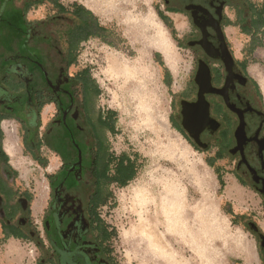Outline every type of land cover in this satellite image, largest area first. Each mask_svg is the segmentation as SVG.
<instances>
[{
	"label": "rangeland",
	"instance_id": "rangeland-1",
	"mask_svg": "<svg viewBox=\"0 0 264 264\" xmlns=\"http://www.w3.org/2000/svg\"><path fill=\"white\" fill-rule=\"evenodd\" d=\"M60 1L68 8L73 6V1L87 4L100 12L102 21L111 25L106 41L90 38L81 44L77 61L69 71L75 73L83 67L90 68L101 87L99 107L117 112V133L109 134L111 149L116 156L121 153L131 156L137 169L136 176L126 186H112L113 197L100 208L102 217L116 232L110 240L116 263L169 264L172 248H175V261L179 264L186 261L188 264H264L262 239L247 225V222L256 224L264 234L263 195L246 179L237 178L236 160L217 158L215 144L207 150L190 147L172 122L173 113L178 117L179 99L190 94L197 67L196 55L188 45L191 29H174L177 41L172 45L166 29H126L123 21L129 11L135 12L137 17L152 7L159 11V0ZM31 11L50 14L53 9L43 4ZM146 33L147 36L160 33L164 41H151ZM228 35L232 49L235 48L234 40L238 43V56L245 54L250 35L239 29H233ZM262 40L263 46L253 51L255 56L251 57V62L264 69V36ZM115 58L130 65L129 69H113ZM167 70L170 71L169 79ZM211 100L215 107L213 114L217 115L221 105L215 98ZM52 114V108L42 109L41 132ZM15 128L19 141L8 152L17 171L14 181L19 189L29 191L31 203L25 200L24 204L29 206L33 227L40 232L45 246L50 247L42 227L45 210H40L48 199V175L56 168L58 160L54 151L43 145L41 153L48 160V165L43 167L23 144L22 128L17 124ZM3 143L7 145L6 134ZM204 157L215 158L214 166L209 173L194 177V182L188 186L185 175L193 171L181 168L191 167L193 162ZM217 166L221 167L223 184L215 172ZM38 181L44 185L46 193L42 207L36 211ZM155 182L163 188L166 185L168 191L162 194L163 188L157 190ZM184 204L189 211L182 226L188 233L181 237L180 241L187 246L181 249L177 242L169 243L162 238L157 225L148 223L147 212H156L160 215L159 223L167 222L168 232L178 233L179 228L173 227L175 214L178 205ZM0 246L2 264H42V250L33 239L2 237Z\"/></svg>",
	"mask_w": 264,
	"mask_h": 264
},
{
	"label": "flooded vegetation",
	"instance_id": "flooded-vegetation-1",
	"mask_svg": "<svg viewBox=\"0 0 264 264\" xmlns=\"http://www.w3.org/2000/svg\"><path fill=\"white\" fill-rule=\"evenodd\" d=\"M160 1L166 10L186 16L190 23L189 32L192 35L188 42L193 43L188 45L196 55L197 67L190 88L191 95L179 99L177 122L200 149L207 150L215 144L218 147L217 154L223 151L225 154L223 158L236 160V174L249 181L264 196L261 192L264 186V167H262L264 150L259 152V141L264 139V105L258 96L257 88L242 67L243 61L235 57L225 29L232 23L229 11L235 9L239 30L245 33L243 26L250 25L251 18L256 17L253 16L251 7L262 8L264 0ZM28 2V0H19V3L17 0H0V29H27L20 34L23 36V42L13 46V51L7 59L5 58V69L0 68V73L6 72L12 84L13 81L21 79L26 88L18 91L0 82V107L5 114H16L25 120L30 119L32 123L39 101L45 99V95L41 93L37 97L34 95L36 86L41 89V85L46 86L43 82H46L51 91L47 98L53 99L45 104L53 105V114L48 121H52L51 131L69 132L65 123L68 121L73 131V146L76 152L69 151L67 155L61 152L60 155L54 151L60 157L61 165L49 179L50 186L51 183L54 184L53 197L51 196L42 220L43 232L50 247L45 246L40 232L33 227L30 211L26 213L24 210L26 208L23 205L26 202L24 199H18L19 205L16 207L19 214L12 221L6 217L16 208L6 203L7 200L0 196V218L5 217L8 224L27 227L31 239L38 245H43L48 251L49 255L43 253L44 259L56 255L57 264H117L107 243L101 242L98 222L90 225L83 199L77 193L81 194L80 191L86 188L88 174L94 168L91 160L96 146L95 133L89 132L87 124L84 123L83 103L71 87L70 76L74 74L67 72L63 67L55 69L60 63L56 64L54 56L57 52H62L63 48L52 43L54 41L50 35L46 36L43 32H39L40 29H67V18L61 13L58 14L52 6V13H47L41 18H29V9L36 4L28 6ZM9 7L18 9V14L24 20L22 24L10 18L12 11ZM58 19L63 21L60 26H55L53 23ZM221 32L234 59V64L229 70L226 66L227 57L222 48ZM245 34L250 35L251 38V33ZM200 60L206 62L210 68L211 85L214 88H222V93L214 91L206 93L210 116L214 121H209L202 129H199L198 124H188L192 129L189 133L182 125L181 100L196 101L200 87L202 86V90L205 88L206 73L203 67L199 76L201 85L196 79ZM230 70L232 81L229 83ZM212 98H215V102L217 101L222 108L217 115L213 114L215 107ZM18 109H21V112L18 113ZM241 120L244 125L243 144L239 143L238 127ZM198 132L199 143L193 137ZM238 145L241 147L238 148ZM2 179H7L10 185L13 183L12 175L0 166V191L2 186L4 189L6 186ZM48 212H50L49 216H47ZM261 248L264 255V245Z\"/></svg>",
	"mask_w": 264,
	"mask_h": 264
},
{
	"label": "trees",
	"instance_id": "trees-1",
	"mask_svg": "<svg viewBox=\"0 0 264 264\" xmlns=\"http://www.w3.org/2000/svg\"><path fill=\"white\" fill-rule=\"evenodd\" d=\"M28 1V6L42 3L49 4L50 7L52 6L53 9L57 10L58 14L61 13L67 18V29H40L39 31L43 32L46 36L50 35L54 41L52 43L63 48L62 52H57L58 55L56 54V56H54L57 61L56 64L60 63V65L55 69L63 67L68 72L70 67L76 63L78 51L83 42L89 40L92 37H98L106 41V36L111 32L110 29L100 25L97 16H95L94 13L83 4L75 3L71 8H68L60 0ZM17 2L19 3V0H17ZM9 9L12 11L10 13V18L15 22L22 24L24 20L18 14V9L16 7H9ZM251 9L253 16L256 17L254 19L251 18L250 25H245L242 28L245 33L252 34L250 41L246 46V51L249 53H252L256 48L263 46L262 36H264V5L262 8L251 7ZM161 16L165 20L166 24L172 27L170 18L162 13ZM62 21L63 20L58 19L56 23L53 24H55V26H60ZM252 27L255 29L253 30ZM25 30L27 29H1L0 68L2 70H4L6 67L5 62L8 55L13 51V46H18L23 42V36H20V34ZM172 31L175 32L174 29ZM242 67L248 74L247 64L244 61L242 62ZM248 76L257 88L258 96L260 97V100H262V92L258 83L249 74ZM166 77L168 79L171 77L169 70L166 72ZM8 78L9 75L6 72L0 73V82L2 84L12 87L14 90H25L26 85L24 84V81L17 79V81H13L14 84H12ZM70 79L72 80L71 87L73 88L74 93L80 97V100L83 103V116L85 117L84 123L87 124L89 132L95 133L94 137L96 142L93 159L91 160L94 167L93 171L91 170L88 174L86 188L84 187V190L80 191L82 195L79 192L77 193L83 199V204L85 206V211L87 218L90 221V225L91 223L98 222L101 242H106L108 249L111 251L110 240L116 234V232L114 231V228H110V225L106 223L105 219L100 213V208L107 204V202L113 197L112 186L114 184H118L120 187L126 186L136 176L137 169L131 156H129L127 153H121L119 156H116L111 149L109 134L117 133V112L113 109L104 111L99 107L98 99L101 94V87L97 80L93 77L90 68H83L73 76H70ZM43 83L46 86L41 85V89L36 86L34 95L37 97L39 96V93H41L45 95V99L39 101L32 123H30V119L29 121L25 120L19 115L5 114L3 109L0 107V124L4 118H16L19 122H21L23 142L26 149L30 151L32 157L35 160H37L43 167H46L48 165V160L46 157H43L41 153V147L43 145L47 146L52 151L58 152L60 155L62 153L67 155L69 151L76 152V150L73 146V131L68 121H65V123L69 129V132L63 130L60 132L59 130L51 131L52 121L48 122L43 132L40 130L41 111L47 102H51L53 100L51 97L47 98L51 91L46 82ZM19 112H21V109H18V113ZM172 122L174 127L177 128L196 149L200 150V147L191 141L184 129L181 127V125H179L177 119L174 117V113L172 114ZM3 135L4 132L0 125V166L6 172L10 173L13 178H16L17 171L12 167L11 163L9 162V155L3 148ZM224 156L225 154L223 151H220L217 158H223ZM207 161L211 166H214L215 158L208 157ZM215 170L218 174L221 184H223L221 167L217 166L215 167ZM53 176L54 174H49L48 178L51 179ZM238 178L244 180L240 175H238ZM2 182H4L6 186L5 189L3 186L1 187L0 196L7 200L6 203L13 207L15 206L16 208V210L12 211V213H10V215H8L6 218H8V220L14 221L16 216L19 214V211L16 207L19 205L18 199H26L29 202L30 196L27 191H21L16 186L15 181H13L11 185L8 183L7 179H2ZM53 187L54 184L51 183L52 197ZM24 210L26 213H28L30 211L29 206H27ZM49 214L50 212H48L47 216H49ZM238 217L242 218L243 215H238ZM6 218H0L3 224V233L6 238L14 236L16 238L31 239L27 227L8 224ZM45 219L47 221V217ZM251 224V222H247L249 228L255 231L250 226ZM39 246L42 250L40 263L45 264L46 262H50L51 264H57L56 255H53L54 257L44 259L43 255H49V253L43 247V245ZM262 258L264 259L263 252Z\"/></svg>",
	"mask_w": 264,
	"mask_h": 264
},
{
	"label": "crops",
	"instance_id": "crops-1",
	"mask_svg": "<svg viewBox=\"0 0 264 264\" xmlns=\"http://www.w3.org/2000/svg\"><path fill=\"white\" fill-rule=\"evenodd\" d=\"M98 1H102V0H96V2H98ZM159 2H161V1L159 0ZM75 3L81 4L79 2H74L73 1L72 5H74ZM43 4L46 5L45 3H43ZM43 4H37V5H34V6L30 7L29 12H28V17L29 18H41V17H44L46 15V14H44V12L42 14L41 13L38 14V13H36L34 11H31V9L35 8V6H39V5H43ZM158 5H159V11L157 10L156 7H152V8H149L146 12H144L140 16L138 15V17L135 14V12L129 11L126 19L123 22L126 25V29H154V28L155 29H162V28L166 29V32H167V34L169 36L168 39H169V41H170V43L172 45V44L176 43L177 40H176V38L174 36L173 31H170L169 29H187L188 30V29H190V23L187 20L185 15L174 13V12H170V11L166 10L164 8V6L162 5V3H159ZM84 6H86L88 9H90L94 13V15L97 16L98 22L100 23V25L106 27L107 29H111V25H109L108 23H105L104 21L101 20V18L99 17L100 12L97 9H94L91 6L87 5V4H85ZM161 13L166 15V16H168L170 18V22L172 24V27H170V26H168L166 24L165 20L161 16ZM237 16L238 15L235 12V9H232V10L229 11V17L231 18L232 23H230L229 25H227L225 27L227 35H228V32H230V35H231V33H233V29H240L238 27V22L236 21ZM140 21L141 22L143 21L142 23H143L144 26L142 25V23ZM134 22H135V24L133 26L132 23H134ZM136 22H137V25H136ZM184 32H186V31H184ZM92 38H95V39H98V40L101 39V38H98V37H92ZM230 43H231V40H230ZM234 44H235L234 46L236 48V52H235V48L233 49L235 57L237 59L239 58L240 60L244 61L247 64L248 74L256 80V82L258 83V85H259V87L261 89L262 101H263V105H264V86H263V83H264V69H262L258 64H254V62H251V57L254 58L255 52H252V53H249V54H248V52H245V54H242L241 56H238V43L236 42V40H234ZM83 68H85V67H83ZM83 68L76 70L75 73H77L78 71L82 70ZM75 73H73V74H75ZM46 106L52 108V110H53V105L52 104L45 105L43 108H45ZM7 121H10V122L14 123L15 125L16 124L19 125L20 129L22 127L21 123L17 119H15V118H4L1 121V124H0L4 134H5L4 124ZM181 135L183 137H185L182 133H181ZM185 139L189 143L190 147L196 149L193 146V144L186 137H185ZM22 142H23V140H22ZM23 144H24V142H23ZM3 148H4V150H6L5 152H7V154H9L7 149H6V147L4 146V143H3ZM55 156L57 157L58 165L49 174H53L55 171L58 170V168L61 165L60 157L56 153H55ZM9 162H10V159H9ZM211 167L212 166L208 163L206 157H204V159L202 158L200 161L193 162L191 167L189 166L188 168H181V170L188 169V170H191L193 172H196V170H197V173H199L200 176H203L205 173L207 174V173L210 172ZM195 168H197V169H195ZM14 180H15V178H13V181ZM182 187H184V185ZM48 188H49L48 199L46 200V203L43 205L42 209L40 210L41 212L46 209V207L48 206V204H49V202L51 200V186H50L49 179H48ZM20 190L21 191H27L29 193V191L27 189H20ZM184 191H186V189H184ZM31 199L32 198H30V200H29L30 203H31ZM27 203H29V202L27 201ZM2 237H5V235L3 233V224H2V222L0 220V238H2ZM10 238H13L14 240L16 239V237H14V236H12ZM17 239H22V238H17ZM0 249H1V246H0ZM0 264H2V260H0Z\"/></svg>",
	"mask_w": 264,
	"mask_h": 264
},
{
	"label": "bare ground",
	"instance_id": "bare-ground-1",
	"mask_svg": "<svg viewBox=\"0 0 264 264\" xmlns=\"http://www.w3.org/2000/svg\"><path fill=\"white\" fill-rule=\"evenodd\" d=\"M88 1V0H87ZM141 22V21H140ZM143 22V21H142ZM141 22V23H142ZM133 26L135 24L132 23ZM136 25H137V22H136ZM143 25V23H142ZM140 26V25H139ZM144 26V25H143ZM142 27V26H141ZM140 27V28H141ZM143 28V27H142ZM162 28V27H161ZM155 29V28H154ZM163 29V28H162ZM136 30V29H135ZM140 30V29H139ZM156 30V29H155ZM162 31V30H161ZM144 33V31H143ZM148 33H146L145 36H147ZM147 38L151 41L155 40L154 42H163V37L160 36V33L159 34H152L150 36H147ZM146 39V38H145ZM156 42V43H157ZM153 44V43H152ZM113 56V55H112ZM115 57V56H114ZM124 61V60H123ZM127 62V61H126ZM129 66L128 64H126L125 62H121V60L119 61L118 58H115L113 60V66L114 67L113 69H119V68H125V69H129ZM124 70V69H123ZM128 71V70H127ZM137 72V71H136ZM205 75V74H204ZM139 76V75H138ZM236 79V78H235ZM144 81V80H143ZM232 81V73H231V70H230V75H229V83ZM200 85H201V82H200ZM263 86H264V83H263ZM201 90H202V86H201ZM188 106V105H187ZM187 113V112H186ZM192 115V114H191ZM191 115H189V113L187 114V122L188 124H191ZM189 127V126H188ZM190 128V127H189ZM4 131H5V134H6V140H7V151L10 153L15 147L14 145L16 146V144H18V141H19V138H18V132L15 128V125L10 122V121H7L5 122L4 124ZM242 138V139H240ZM239 141H240V144H243L244 142V125L242 124L239 128ZM261 141V146L264 147V139L263 140H260ZM260 141H259V144H260ZM12 146V147H10ZM20 148V147H19ZM6 151V150H5ZM16 153V152H15ZM250 164V163H249ZM197 169V168H195ZM194 169V170H195ZM178 171V170H177ZM262 171V170H261ZM181 173V172H180ZM194 177H199V173H197V170L196 172H190L188 171V174L185 175V181L187 183V185L189 186V184L192 183L193 181V178ZM166 179V178H165ZM150 180V179H149ZM195 180V178H194ZM167 181V180H166ZM194 182V181H193ZM163 184V182H162ZM167 184V183H166ZM165 185V184H164ZM168 185V184H167ZM186 185V186H187ZM38 192H39V198L36 200V206H35V210L38 211L40 209L41 206V202L45 196V188H44V185L38 181ZM192 186V185H191ZM261 186V185H260ZM154 187L158 190V188H163V186L160 184V183H154ZM166 187V185H165ZM163 188V191H162V194L165 193V191H168L167 188ZM164 192V193H163ZM159 193V192H158ZM43 204V203H42ZM172 207V206H171ZM171 209V208H170ZM177 209V208H176ZM175 210V209H174ZM177 211V212H176ZM176 216H175V223H174V226L177 230V228H179V232L178 233H171V232H168V226H167V222H164V223H159L158 222V217H160V215L158 216V214H155L156 212H154L153 210H150V212H147V221L148 223L153 226V225H157L158 226V229L160 230V234H161V237L162 238H165L169 241V243H172V242H177L178 243V248L181 247V249H184L186 246L185 243L181 242V237L184 238L185 237V234H187L188 230L187 228H185L184 226H182V223H184L185 221V217H186V214H188V207L186 204H184L183 206L182 205H178V209L176 210ZM185 233V234H184ZM184 234V235H183ZM182 235V236H180ZM187 236V235H186ZM137 239V238H136ZM139 241V240H138ZM145 245V244H144ZM167 246H168V242H167ZM174 247V246H173ZM147 248V247H145ZM172 248V247H171ZM167 249V248H166ZM174 249V252L172 251V257L171 259L169 260L170 263L169 264H179L178 261H175V254H176V251H175V248H172ZM187 249V248H186ZM168 250V249H167ZM185 251V250H184ZM187 253V252H186ZM188 255V254H187ZM177 257V256H176ZM192 261V260H191ZM185 264H188V261L184 262ZM164 264V263H163Z\"/></svg>",
	"mask_w": 264,
	"mask_h": 264
},
{
	"label": "water",
	"instance_id": "water-1",
	"mask_svg": "<svg viewBox=\"0 0 264 264\" xmlns=\"http://www.w3.org/2000/svg\"><path fill=\"white\" fill-rule=\"evenodd\" d=\"M221 36H222V39H223L222 48H223V50L225 52L224 54L227 57L226 66H227V69L229 70L230 68H232V65L234 64V59H233L229 49L226 46V42H225V38H224L223 32H221ZM188 44H193V43L188 42ZM202 67L204 68V71L206 73V85H205V88L203 90H201V87H200L199 92H198V98H197L196 101L181 100V113L183 115L182 125L184 126V128L186 130L189 131V133L191 132L192 129H190L188 127L189 125H188L187 118H186L187 114L188 113H189V115L192 114L191 115V117H192L191 118V123L194 124V125L198 124L199 129H202L207 123H209V121H214V119L211 118V116H210L209 102L206 100V93L210 92V91L222 93V88H220V89L219 88H214L211 85L210 68L207 65V63L204 62L203 60H200V62H199V71H198V74L196 76L197 81L199 82V76H200V72H201ZM242 124L243 123H242V120H241L239 127ZM261 126H262V122H261L260 128H261ZM239 127H238V129H239ZM199 132L196 135L194 134V136H193L197 142H198V138H199L198 137ZM239 143H240V141H239ZM259 146H260L259 152H262L264 150V147L261 146V141H260ZM240 147L241 146L238 145V148H240ZM262 167H264V161L263 160H262ZM261 192L264 194V186H263V189L261 190ZM24 200H26V199H24ZM23 205H24V207H26V204H23ZM250 226L256 231L257 234H259V236L262 239V245H264V234H262L259 231V228L256 226V224L252 223Z\"/></svg>",
	"mask_w": 264,
	"mask_h": 264
}]
</instances>
